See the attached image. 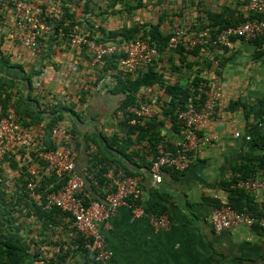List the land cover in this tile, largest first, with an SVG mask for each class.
Here are the masks:
<instances>
[{
    "label": "crops",
    "instance_id": "obj_1",
    "mask_svg": "<svg viewBox=\"0 0 264 264\" xmlns=\"http://www.w3.org/2000/svg\"><path fill=\"white\" fill-rule=\"evenodd\" d=\"M93 1L100 3L105 12L100 15L103 19L100 25L105 31L154 23L162 15L160 12L156 17H150L154 14L152 12L147 16L146 6L128 14L123 9V3L113 7L111 0ZM128 1L138 3L137 0ZM145 1L150 2L139 0L143 4ZM166 1L178 6L177 13L183 11L180 4L187 2L190 22L195 23L201 16L203 26L204 13L225 10L231 19L246 17L248 13L247 0ZM166 3L162 2L163 6ZM151 18L155 20L150 21ZM0 22V52L10 63L8 65L0 58V96L6 95L8 115L19 119L14 109L17 100L22 101L23 110L39 109V105L43 110L49 102L71 106L81 118H72L69 112L62 111L63 120L58 125L65 130L67 139L63 142L61 137L64 135L52 137L48 114L42 116L44 120L40 124H31L24 129L28 137L38 147L50 145L56 147V151H70L75 159V172L82 178L86 192L94 199H101V194L111 190L112 177L123 175L122 170L116 169L108 160L121 162L139 178L144 206L155 207L158 211L163 209L170 220L167 230L154 231L145 219L134 218L126 207L118 208L100 229L106 248L112 252L107 264H264V235L260 229L238 226L217 234L209 222L213 209L227 202L225 182L233 169L260 154L252 142L255 136L261 134L258 124L261 123L259 101L264 97V42L257 48L254 43L236 41L221 77L207 74L201 66L183 67L175 72H170L168 68L164 79L169 83H187L197 69L215 83V114L207 116L199 125V132L210 136L212 143L192 156L185 172L165 170L161 174V183L154 184L143 166L136 168L131 165L133 162L141 165L139 158L149 162L150 157L146 153L145 141H138L132 134L128 137L121 126L123 117L118 110L121 96L111 93L106 87L108 82L112 85L110 81L113 79L108 75L105 79L100 78L97 65L77 46L57 48L51 55L50 38L36 53L22 48L9 40L8 21L0 19ZM94 25L97 26L96 23ZM162 28L168 30L169 26L163 24ZM64 44L59 41L60 46ZM159 58L157 71L166 69L171 62L179 67V57L174 52L166 51ZM192 60L195 59L188 56L187 61ZM158 88L141 89L140 93L145 98L158 94L160 99H166ZM82 97L84 100L81 103ZM25 119L29 121L27 117ZM128 124L134 125L131 120ZM73 125L76 131L71 132ZM169 126L166 121L162 135L169 143H178L181 136L170 131ZM86 135L93 137L95 144L87 141ZM104 138L111 145L125 150L133 162L110 150ZM98 146L103 147L106 153H100ZM22 153L0 142V191L4 194L5 203L2 204L10 210L8 215H4L6 219H11L9 232L21 239L30 255L39 253L42 260L57 262L67 250L69 256L66 261L82 264L81 258L74 253V246H70L73 242L72 219L53 215L44 227L43 222L34 217L32 211L28 212L24 204L14 205L13 210L11 203H16L19 195V170L27 160L25 152ZM10 162L16 166L13 167ZM103 170L106 172L103 173ZM256 175L264 176L262 171Z\"/></svg>",
    "mask_w": 264,
    "mask_h": 264
},
{
    "label": "trees",
    "instance_id": "obj_2",
    "mask_svg": "<svg viewBox=\"0 0 264 264\" xmlns=\"http://www.w3.org/2000/svg\"><path fill=\"white\" fill-rule=\"evenodd\" d=\"M28 1L35 2L39 6V8H41V10L43 11L42 17L49 22V25H51V23H54V26L52 27V35L49 36V39L51 38L52 40L51 55L54 54V51L57 48L60 49L62 47L75 46L73 40L78 35H82L89 39L95 40L100 44L128 43L130 41L147 40L157 48L158 56L155 57L152 63L139 66L134 73H126L119 66V60L121 58L120 55L104 57L98 64H96V67L100 74V78L102 77L103 79H105L106 75H108L113 79V81H110V83L112 82V85H110L108 82L106 87L109 88V91L111 93L121 96V101L118 109L122 113L121 117H123L121 126L125 129L126 135L128 137L132 134L136 135L138 141H145L146 153L147 156L150 157L149 162L144 161L143 158H139L138 160L140 162L142 161V164H137L133 162L132 158H129V156L125 154V150L123 151L121 147L111 145L105 138L104 140L110 150L115 151L116 153L124 156L129 161H132L133 163H131V165H133L134 167L140 168L141 166H143V168L147 171H149L150 166H152V161L156 158V147L165 139V137L162 135V129L165 127L166 121L170 125V131L179 134L180 129L179 124L177 123V112L185 109L189 98L193 99L196 109L199 111L205 102V97L197 92V88H199L200 86L209 87L210 85H215V83L205 78V76L202 75V71L199 69L196 70V73L192 78H188L187 83H169L164 79V74L166 71H168V68L170 72H175L180 71V69H182L183 67L189 69L194 66H201V68H204L205 71L208 72L207 74H213L215 77H221L223 68L227 63L228 54L230 52L226 49L217 47L212 44V41L215 39L216 35L222 30L237 26L243 21L262 18V15L260 14L247 13L246 17L239 16L238 18L233 17L231 19L229 18V14L225 12V10L221 11L220 13L208 12L204 13L205 17L203 18V21L205 22V25L203 26L201 16H199L195 23H191L190 17L188 18L187 16L186 19L188 21H184L185 26L187 27L186 36L188 37L192 34L200 33L208 34V36L210 37L208 44L203 46H196L192 50H186L181 46H178L173 50H168L167 42L170 38L171 31L170 29H163L162 25L167 24L170 27L178 17L183 16L182 18L184 19L185 12H187L188 9L185 10L181 8V10L183 9L184 12L180 10L181 12L177 13L178 8L168 7L169 10H167L165 15H159L154 23L149 22L143 23L141 25L135 24L121 30L105 31L100 25L103 23V19L100 18V15H103L105 12H103L101 4L94 3L93 0ZM112 2L113 7L116 6V4L123 3V9H125V12L128 14L135 10L144 8L145 6L143 3L139 2V0H137L138 3L136 4H131V2L128 0H111V3ZM96 11L98 13H96ZM9 15H11V10L9 9V7L0 4V19L3 22L8 21L9 23ZM95 23L97 24V26L94 25ZM0 24L2 23L0 22ZM1 38L2 36L0 35V40ZM59 41H62L65 44L63 46H60ZM263 42V38H258L251 43H254V45L258 48L263 44ZM77 48H81L84 53L86 52L83 47L77 46ZM166 51L174 52L178 55L180 61L179 67L171 62L170 66H167L166 69L163 68L161 69V71H157L156 64L160 62L159 55L163 54ZM188 56H191L195 60L188 62ZM88 57L91 60L90 55ZM211 57H213L212 61L209 60ZM0 58L4 60L6 64H10L8 58L5 57V55L4 57L1 56V52ZM17 66L19 68L22 67L20 65ZM153 86L159 87L158 89L162 92V94L166 96V99H160L158 94L149 95L146 98L145 96L141 95V89L152 88ZM151 98H155L157 100V106L160 111H157L151 119L141 121L139 124L129 125L128 121L132 120L133 116L128 115L126 113V109L129 107H138L140 104L149 101ZM83 100L84 99L82 97L80 99V102L82 103ZM0 101L2 104V113L0 117H8L9 120L17 125L19 131H22L25 134L26 132L24 129L28 128L31 124H40L44 120L42 118L44 114L49 115L48 118L50 119V122L48 123V128H53L54 126L62 122V111L69 112L72 118H77L78 120L81 118L80 115L72 110L71 106L62 102H49V104H47L46 106H42H45L43 110H41L40 105L39 109L36 108L32 110H23V107L21 106L22 101L17 100L14 104V109L19 119L16 120L10 117L6 112V95L4 97L0 96ZM259 105V121L264 123V97L260 99ZM25 117H27L29 121H26ZM73 131H76L75 125H73L71 132ZM65 135L61 137V142H63L64 139H67ZM85 139L95 144V139L93 137L86 135ZM0 142L10 146L11 148L21 151V153L25 152V154L27 155L26 162L22 163L21 169L19 170L20 177L18 181L20 183L17 185L19 195L17 197L16 203H11L13 210L15 211L14 205L24 204V207L29 210L28 212L32 211L34 217L40 220V222H43L44 227H46L48 224L47 219L52 220L53 215H62L64 217L67 216L68 218L72 219L69 214L57 208H53L49 211L42 210L24 193L25 185L29 180L28 168L30 166H35L38 169L39 174L41 175V180L37 185V191L39 192L46 193L57 190L66 180L65 178H57L52 173H45V164L38 159L36 149L39 147L35 144V141H32L31 148H25L20 144L15 143L7 144L1 140ZM252 144L254 147L258 148L260 154L251 157V161L254 162H251L248 159L249 162H244L243 164H241V166L239 165L235 167L230 174V180L225 182V189L228 194L227 204L231 206L235 211L246 212L259 217V204H257L252 199V197L247 195L245 191L241 189L231 188V186L238 181L245 180L247 178H255L257 176L256 174L259 171H262L264 175V134L255 136ZM44 148L56 151V147H52L50 145ZM98 150L100 153H106L104 148L101 146H98ZM63 153L69 156H73L70 151H65ZM22 154L24 156V153ZM108 161L111 163V165H115L116 169L122 170V177L126 178L136 176L133 175L132 172L129 171V168L124 166L121 162L113 160ZM10 164L13 167L16 166V164L13 162H10ZM102 172L105 173L106 170H103ZM110 184L111 190L107 191V193H105L106 195L101 194V199H92L98 200L100 202L105 201L107 195L110 194L113 190V185L112 183ZM3 195V192L0 191V264H34L35 262H43V264H74L66 261L67 257L69 256L67 250L65 254L59 256L60 259L57 262H53L51 260H42L39 253L30 255L28 249H26L21 239L18 238L15 234H11L9 232L11 228L9 226V224H11V219H6L4 215H8L10 210L7 209L6 205L2 204V202L5 203L2 198ZM146 209L157 214L165 213L163 209L158 211L155 209V207L152 206L146 207ZM71 234L73 242L70 243V246H74V253L79 256V259L81 258L83 262L82 264H95L93 261H91V259H89L87 242L83 240V237L77 232L75 227L71 229ZM75 264L79 263L75 262Z\"/></svg>",
    "mask_w": 264,
    "mask_h": 264
},
{
    "label": "built area",
    "instance_id": "obj_3",
    "mask_svg": "<svg viewBox=\"0 0 264 264\" xmlns=\"http://www.w3.org/2000/svg\"><path fill=\"white\" fill-rule=\"evenodd\" d=\"M0 4L9 7L10 30L7 35L9 40L17 43L22 48L38 52L52 35L54 23L44 19L43 11L35 2L28 0H0ZM247 12L260 14L262 18L246 20L237 26L229 27L218 33L212 44L232 52L236 41L253 42L264 38V0H247ZM169 27L171 31L167 42V49L173 50L178 46L192 50L196 46L207 45L210 37L208 34H192L186 36L185 22H177ZM75 46L83 47L91 57L93 64H98L104 57L120 55L119 66L126 73H134L139 66L152 63L158 56L157 48L147 40L130 41L128 43L100 44L95 40L78 35L74 38ZM213 57L209 60L212 61ZM109 78V76H108ZM216 85L209 87L200 86L198 93L205 97L202 108L198 111L192 98H189L184 110L177 112L181 139L178 143H169L166 139L156 147V158L152 161L148 174L154 184L162 181V172L171 170L176 173L185 172L191 163L192 156L211 143L212 138L199 132V125L203 119L215 114L217 89ZM132 115V124L151 119L158 111L157 100L151 98L138 107L126 109ZM2 104L0 101V115ZM261 134H264V123L258 124ZM65 130L56 125L51 130L52 137L63 136ZM0 140L5 143L20 144L22 147L31 148V139L8 117H0ZM38 159L45 164V173L53 174L57 178H65V182L57 190L42 193L37 191L41 175L35 166L28 168L29 180L25 185L26 196L42 210L49 211L57 208L73 220L77 232L87 242L89 258L95 264H107L112 252L108 250L101 234V227L120 207H126L136 219H145L154 231H165L170 226L167 214H157L146 209L142 203V190L139 178L112 177L113 190L107 195L105 201L91 198L86 192L82 178L75 172V159L60 151L46 148H37ZM231 176H228L230 180ZM231 188L241 189L259 204L260 216L250 213L237 212L225 202L213 209L209 222L215 233L227 231L234 227L258 228L264 235V176L247 178L236 182Z\"/></svg>",
    "mask_w": 264,
    "mask_h": 264
},
{
    "label": "rangeland",
    "instance_id": "obj_4",
    "mask_svg": "<svg viewBox=\"0 0 264 264\" xmlns=\"http://www.w3.org/2000/svg\"><path fill=\"white\" fill-rule=\"evenodd\" d=\"M161 1V2H160ZM162 2H167L166 0H157L156 2H154V1H152L151 2V0H150V2H147V1H145L144 2V5L146 6V14H147V16L148 15H151V13L152 12H154V14L153 15H151L150 17H156V15L158 14V13H160V12H162V15H165V13L167 12V10H169V8L168 7H170V6H172V7H178V6H174V4L173 3H171V2H167L166 3V5H164L163 6V4H162ZM180 6H183V9H188V3L186 2V4H185V2L183 1L182 2V4H180ZM78 11H79V9H78ZM188 11L187 12H185V18L183 19L182 17L183 16H181V17H178L177 18V22H184V21H188L187 19H186V17L188 16ZM153 20H155V19H153V18H151L150 19V21H153Z\"/></svg>",
    "mask_w": 264,
    "mask_h": 264
}]
</instances>
